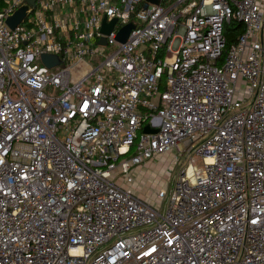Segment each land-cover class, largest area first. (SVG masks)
Returning <instances> with one entry per match:
<instances>
[{
    "label": "built area",
    "instance_id": "built-area-1",
    "mask_svg": "<svg viewBox=\"0 0 264 264\" xmlns=\"http://www.w3.org/2000/svg\"><path fill=\"white\" fill-rule=\"evenodd\" d=\"M25 2L0 12V264H264L260 1L36 0L10 29ZM172 151L155 207L130 169Z\"/></svg>",
    "mask_w": 264,
    "mask_h": 264
},
{
    "label": "rangeland",
    "instance_id": "rangeland-1",
    "mask_svg": "<svg viewBox=\"0 0 264 264\" xmlns=\"http://www.w3.org/2000/svg\"><path fill=\"white\" fill-rule=\"evenodd\" d=\"M259 1L264 7V0ZM4 6L5 2L3 3ZM64 11L67 13V9ZM106 49L109 50L108 48ZM244 88L243 86L242 89ZM175 153V151H172L165 155L156 156L141 165L131 166L130 175L133 177V183L130 189L136 196L155 207L166 204V201H161L156 197L157 193L160 190H165L169 194L178 178L179 172L185 170L189 162V160L181 158L178 163V165H181L178 166L173 161ZM198 163L196 161V164Z\"/></svg>",
    "mask_w": 264,
    "mask_h": 264
},
{
    "label": "water",
    "instance_id": "water-1",
    "mask_svg": "<svg viewBox=\"0 0 264 264\" xmlns=\"http://www.w3.org/2000/svg\"><path fill=\"white\" fill-rule=\"evenodd\" d=\"M35 1L36 0H26L24 5H22L18 10H16L11 16H9L6 19V21H5L6 25L10 29H13L17 25L22 23L24 18L27 16L28 12L30 11V9L35 7ZM149 1L154 3V4L158 3V0H149ZM114 24H115V20L111 21L110 23H106L105 18H104L102 21V28H101L102 34H109L111 32ZM132 29H133L132 24H128V25L124 26V28L118 32L117 40L121 43L125 42ZM101 44L102 45L105 44L104 39H101ZM41 62L47 68H52L53 66L58 64L59 60H58L57 56L44 54L41 56ZM144 132L155 133L156 130L149 131L148 127H146L144 129Z\"/></svg>",
    "mask_w": 264,
    "mask_h": 264
},
{
    "label": "trees",
    "instance_id": "trees-1",
    "mask_svg": "<svg viewBox=\"0 0 264 264\" xmlns=\"http://www.w3.org/2000/svg\"><path fill=\"white\" fill-rule=\"evenodd\" d=\"M4 2H5V0H0V12L4 8L3 7ZM242 31H243V24H241L235 20H231V21L224 24L223 35H224V38L226 41L225 50H227L232 45L236 44L238 37L242 33ZM162 83H163V81H162Z\"/></svg>",
    "mask_w": 264,
    "mask_h": 264
}]
</instances>
